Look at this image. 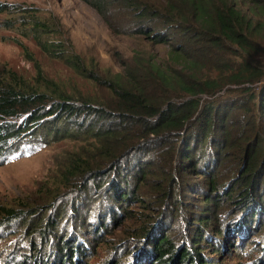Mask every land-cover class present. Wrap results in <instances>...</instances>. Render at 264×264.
<instances>
[{
    "label": "rangeland",
    "instance_id": "obj_1",
    "mask_svg": "<svg viewBox=\"0 0 264 264\" xmlns=\"http://www.w3.org/2000/svg\"><path fill=\"white\" fill-rule=\"evenodd\" d=\"M169 1L0 0V3L13 5L19 9L37 10L36 15L54 28L53 37L64 44L67 53L72 52L79 56L80 65L87 76L80 75L63 61L42 52L31 37H22L20 32L24 30L26 23L28 25L27 21L24 24L17 20L13 23L12 29H5L3 27L5 22L19 17L7 14H0V75L4 71H11L23 78L29 86H35L39 68L42 77L51 82L52 88L65 97H70L75 104L80 105L85 101L94 106L93 108H103L108 113H114L113 109L109 108L113 106L114 98L102 82L112 81L116 73H125L128 68H137L133 70L140 71L146 76L147 64L157 61L176 74L185 76L187 65L180 61H172L170 55L171 45L182 44L179 41L181 33L169 31L162 20L155 22L137 20L134 16L136 12L132 8L133 3H136L145 6L143 7L145 10L160 13L166 18L172 15L168 9ZM183 9L184 7H181L180 10ZM27 25L26 28L29 26ZM162 32L171 35L173 33L175 37L168 43H157L156 38ZM13 40H17L21 46ZM254 40L258 44L256 50L259 53L254 60L252 59L254 55H248L246 59H252V65L264 71V32ZM225 52L226 54H221L219 58L223 59L229 68H237L238 63L228 56L227 51ZM29 58H33L34 62L29 61ZM220 66L218 65L219 68ZM212 70L214 71L203 68L204 78H213ZM227 81L228 78L222 76L217 82L218 85L224 86ZM144 85L148 87L149 93L154 95L163 90L158 85H155L156 88H149L146 82ZM263 85L264 76L260 83L253 85L251 92L259 95V89ZM238 87L225 85L215 97L226 96L225 99L229 101L246 104L249 93L241 88L242 86ZM179 91L180 89H177L173 94L178 97L181 95ZM47 96H49L47 106L59 102L57 96L54 97L50 93ZM211 99L213 98L208 96L200 98L201 103ZM177 100L180 98L174 99ZM255 101L256 105L250 104L249 108L257 112V99ZM241 108L236 110L239 111L238 114L236 113L234 120L228 125L232 132L230 140H233L236 146L226 152L227 159L219 167L216 168L217 164L213 165L215 156L199 158L200 151L204 149L199 146L194 155V159L198 158V166L194 169L188 166L187 169L179 170L181 159L177 147L181 138L178 137L164 145L142 142L141 147L133 151L123 164H119L120 168L114 177L113 174L103 175L97 180H91L89 184L83 178L77 180L73 178L74 184H65L66 169L71 157L80 155V164L86 166L89 162L87 167L101 159L96 149H93L94 152L87 151L92 146L91 142L90 140L85 142L84 139L88 136L77 131V126L84 123L83 118L86 119V115L66 119L64 125L58 122L54 125L56 119L52 118L49 120H54L53 126L49 128L44 126L47 128L45 130L31 129L20 141L27 144L29 141L34 143L37 141L41 145L36 148L37 150L26 149L24 155L18 157L8 152L0 159V209L8 208L23 212L11 223L3 222L0 218V264H20L22 260H29L30 264H58L59 249L64 242L73 249V253L74 250L77 251L71 259V264H129L131 259H135V264H139L138 257H134L141 255L145 258L148 257L147 252H150V244L145 245L146 241L142 242L140 237L136 238L142 233L143 228V231L146 229L150 233H166L179 247L190 241L194 226L203 229L207 242L210 243L203 244L202 247L215 264H264V177L261 180V190L256 193V200H260L263 207L258 215L255 213L252 216L251 211L238 209L240 206L237 198L228 201L231 198L228 194L233 188L236 190L244 173L248 161L245 160L247 149L253 151L260 140V137L240 140L241 132L249 127L247 124L251 121L250 117H245L242 120L243 125L237 124L245 114V109ZM22 119L23 117H20L14 121L19 124ZM108 122L109 119L105 118L99 120L98 125L105 127ZM71 126L74 128L71 129ZM256 134L260 135L264 142L263 121L261 124L258 121L254 123L252 136ZM262 147L263 152L254 168L256 171L259 167H264V143ZM30 151L31 153H28ZM170 161L171 163L173 161V167ZM140 162L141 167L146 170L149 167L147 172L156 176L148 177L146 184L140 186L138 190L129 179L128 188L143 202L140 204L137 201L130 204L123 202L118 205L120 209L117 210V204L111 202L110 186L102 187L98 184L99 188L96 189V185L111 180L117 184L122 176L130 172L135 163ZM206 163L208 166L204 167ZM202 168L205 171L201 170ZM215 169L219 185L217 192L211 194L213 200H216L214 204H217L211 212L215 213L218 219L208 210L207 215L202 216L204 213L202 199L209 197L211 193L207 187L211 173ZM118 172H121L119 177ZM164 176L172 183H168ZM256 200L254 202L258 203ZM112 209L117 210L115 219L119 221L115 222L109 215ZM202 219H207L208 223L204 225L200 221ZM243 219L252 226L250 230L246 229L248 231L245 238L244 224L238 223V220ZM47 222L57 225L54 234L43 233V225ZM234 222L240 226L238 231L234 230ZM225 227H228L232 234L227 236ZM240 228L244 231L240 232ZM221 230L225 240L222 247L220 242L211 241L214 234ZM239 235L243 236V239H240ZM214 249L219 251L215 254ZM63 253L65 252L61 253L62 256ZM65 262L67 264V260Z\"/></svg>",
    "mask_w": 264,
    "mask_h": 264
},
{
    "label": "trees",
    "instance_id": "obj_2",
    "mask_svg": "<svg viewBox=\"0 0 264 264\" xmlns=\"http://www.w3.org/2000/svg\"><path fill=\"white\" fill-rule=\"evenodd\" d=\"M168 4L169 13H172V15L166 18H163L160 13L145 10L143 8L145 6L136 3H133L132 8L136 12L134 16L137 20L146 19L153 22L162 20L169 31L181 33L179 41L182 44L178 46L171 45L170 55L172 61H180V63L187 65L184 77L157 61L147 64L148 73L146 76L140 71L133 70L137 68H128L125 73H116L113 75L112 81L102 82V85L110 91L111 96L114 98L113 106L109 107L113 109L114 113H108L103 108H93L94 106L87 104L88 102L85 101L77 105L70 97H65L61 92L55 91L50 85L51 82L42 77L39 68H37L36 75L41 80L37 79L35 86H29L23 78L18 77L11 71L1 72L3 74L0 75V159L8 152L18 157L24 155L23 152L26 149L37 150L36 148L41 146L37 141L35 143L29 141L27 144L20 140L31 129L39 130L42 128L45 130L49 126H53L52 122L54 120L50 121L49 119H56L54 125L57 122L64 125L66 119L86 115L83 122L87 121L88 123L84 124L82 122L83 124L77 126V131L88 136L84 140L85 142L90 140L92 146L87 151L94 152L93 149H96V151H99L101 159L87 167L89 162L86 166L80 164V155L71 157L66 169L67 181L65 184H74L77 178H83L88 183L103 175L113 174L114 177L117 169L120 168L119 164H123V161L133 154V151L141 147L142 142L150 144L155 142L164 145V143H170L178 137L181 138L177 147L181 159L178 165L179 170L187 169L188 166L194 169L198 166V158L194 159V155L199 146L204 147L200 151L199 158L207 155L215 156L216 160L212 163L213 165L217 164V166L215 165L217 168L227 159L226 152L231 147L236 146L234 141L230 140V133L232 132L228 129V125L238 114L239 111L236 110L242 107L241 109H245V114L237 124H242L245 117H250L251 121L250 124H247L249 127L241 132L240 140L246 141L250 137H260V140L253 151L247 149L245 160L248 159V161H246L244 173L239 179V186L236 190L233 188L231 193L228 194V197L231 196L228 201L237 198L240 206L238 209H247L252 212V216L255 213L258 215L263 207L260 200H256V193L261 190L264 167H259L257 171L254 168L261 152H263L262 145L264 142L260 135H252L254 133V123L256 121L260 124L262 121L264 123V85L259 89V95L256 92L252 93L251 88L253 85L260 83L264 76L262 69L252 65V59L254 60V57L259 53L256 50L258 44L254 39L264 32V0H170ZM181 7H184V9L180 10ZM36 12L37 10L34 9H19L13 5L0 3V14L19 16H16V20L5 22L3 24L5 29H12L14 27L13 23L17 20L18 22L21 20L24 24L27 21L29 26L26 23L24 30L20 32L22 37H31L42 52L63 61L80 75L86 77L87 74L83 66L80 65L79 56L72 52L67 53L64 44L53 37V34H55L54 28L48 22L42 21L36 15ZM26 25L28 28H26ZM164 33L162 32L156 38L157 43H168L175 37L173 33L172 35ZM13 41L21 46L17 40ZM225 51L233 61L235 60L238 63L237 68H229L228 64L225 65L224 60L219 58L221 54H226ZM248 55L254 56L252 59H246ZM28 60L34 62L33 58ZM137 61L139 62V60ZM218 65H221L220 68ZM203 68L214 69V71L212 70L214 77L204 78ZM215 73L218 74L215 75ZM222 76L228 78V81L223 84L224 86H242L241 88L249 93L246 104L241 105L239 102L229 101V99H225L226 96L215 97L222 90V87L224 88V86L218 85L219 82H217ZM91 79L94 81L93 78ZM144 82L148 84L149 88H156L155 85H158L163 90L155 95L149 93V89L145 87ZM177 89H180L179 92H181L178 97L173 94ZM48 93L53 94L54 97L57 96L59 102L47 106L49 104ZM202 96L212 97L213 99L201 103L200 98ZM256 96L257 112L251 107L249 108L250 104L256 105ZM175 98H180V100L174 101ZM116 114H118V117ZM20 117H23L22 121L16 124L14 120ZM105 118L109 119L108 124L105 127L99 126V120ZM49 122L51 125H49ZM72 128L74 127L71 126ZM24 146L25 149H23ZM31 151L28 153H31ZM141 163H135L130 172L126 176H122L123 178L121 177L120 182L117 184L111 182L112 180L97 183L96 189L99 188L98 184L102 187L110 186L111 202L117 204V210L120 209L118 205L123 202L127 204L135 201L138 204L143 202L127 186L130 179L135 189L138 190L140 186L146 184L148 177L156 176L153 173L149 174L147 172L149 167L146 170L140 166ZM170 164L172 166L173 161L172 163L170 161ZM207 166L208 163L204 167ZM201 170L205 171L203 168ZM119 175H121V172H118V177ZM73 178H75L74 181H72ZM164 179L168 183H172L166 176H164ZM218 185L219 179L215 169L208 181L207 189L211 193L209 197L206 196L202 199L204 212L202 216H206L208 210L213 217L218 219L216 214L211 212L217 206L216 203L214 204L216 200H213L211 194L217 192ZM255 200L258 203L254 202ZM260 206V210L257 211ZM116 211L112 209L109 213L115 222L119 221L115 219ZM21 214L23 212L14 209H0V218L3 222L11 223L12 220L19 218ZM206 220L202 219L200 221L205 225L208 223ZM238 223L244 224L245 238L248 231L246 229L250 230L252 226L244 219L238 220ZM248 226L250 228H247ZM238 227L240 226L235 224L234 230L238 231ZM56 228V224L47 222L43 225V233L54 234ZM143 230L136 238L140 237L143 240L142 242L146 241L145 245L150 244V252H147L148 257L145 258L141 255L134 257H138L139 264H215V261L208 254H205L207 251L202 247L203 244L208 245L210 243L207 242L203 229L194 226L190 241L179 247L166 233L157 234L156 232L150 233L146 229ZM242 231L244 230L240 228V232ZM225 232L227 236L232 234L228 227ZM222 233V230L217 231L211 240L216 241V243L220 242L221 247L224 246L225 241L224 233L223 235ZM132 237L134 238V235ZM240 239H243V236H240ZM218 251L214 249L215 254ZM62 252H65L63 256ZM76 252L74 250L73 253V249H70L67 242H64L59 249L58 264H66V260L67 264H71V259ZM134 261L135 259H131L129 264H135ZM27 263L30 264V261L22 260L20 264Z\"/></svg>",
    "mask_w": 264,
    "mask_h": 264
}]
</instances>
